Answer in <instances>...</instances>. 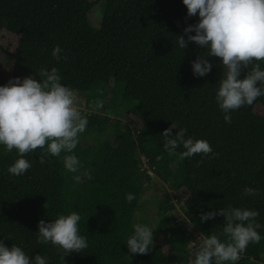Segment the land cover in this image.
Returning a JSON list of instances; mask_svg holds the SVG:
<instances>
[{"label":"trees","instance_id":"1","mask_svg":"<svg viewBox=\"0 0 264 264\" xmlns=\"http://www.w3.org/2000/svg\"><path fill=\"white\" fill-rule=\"evenodd\" d=\"M97 2L104 8L94 27L89 14ZM198 19L187 16L182 0H0V53L10 62L4 83L39 79L40 69L55 67L61 82L78 93L77 106L88 120L72 153L41 164L37 149L26 155L32 167L23 176L8 172L18 158L15 150H0V240L6 246L19 245L30 257L40 253L49 264H192L200 242L197 237L189 245L192 235L220 234L225 222L221 215L202 222V213L228 206L256 209L264 225V115L256 111L264 108V96L225 122L215 101L220 58L207 57L212 71L194 76L191 62L205 50L189 42L183 51L176 42ZM6 32L20 36L15 50L3 46ZM56 45L62 49L59 60L52 55ZM248 71L242 69L240 78ZM85 103L93 109L84 110ZM127 111L136 117L137 130L119 116ZM172 122L187 129V136L207 140L217 155L181 160L182 147L169 155L160 134ZM90 136L94 141L85 143ZM65 155L78 156L92 178L76 184L64 168ZM149 170L170 193L157 220L168 248L153 239L151 252L132 254L126 241L152 180ZM249 186L258 195L244 196ZM128 193L135 195L131 203ZM179 206L186 220L178 225ZM72 211L81 215L88 248L62 258L56 247L38 243V222ZM258 231L264 236V227ZM238 264H264V239L250 244Z\"/></svg>","mask_w":264,"mask_h":264},{"label":"clouds","instance_id":"2","mask_svg":"<svg viewBox=\"0 0 264 264\" xmlns=\"http://www.w3.org/2000/svg\"><path fill=\"white\" fill-rule=\"evenodd\" d=\"M182 3L188 17L198 16L199 19L184 28L185 35L176 36L177 45L184 51L189 42H194L205 50L191 62L193 75L197 77L212 71L213 65L207 57L220 58L223 75L215 101L225 122L230 124L232 112L264 96V0H182ZM61 53L59 45L52 50L57 60ZM244 68L249 71L240 78ZM35 77H14L0 85V150L17 153L18 158L8 168L13 176L26 174L32 164L25 157L37 149L42 153L41 164L49 156L72 153L88 123L77 106L76 93L61 82L57 68L50 71L42 68L39 79ZM173 129L177 130L174 135ZM186 133L187 129L172 122L160 134L164 150L172 155L182 147L181 160L195 155H217L207 140ZM63 164L67 172L74 174L76 184L92 178L91 171L83 167L76 155H65ZM258 193V188L249 186L242 194L247 197ZM134 199V194H126L128 203ZM217 215L225 218L221 233L200 234L199 245L192 252V264H238L250 244H259L264 239L258 231L264 227L257 221L258 210L228 206L202 213L200 220H212ZM80 221L77 211L61 214L50 221L40 220L36 232L38 243L56 247L63 252L62 258L69 253L85 251L88 239L80 232ZM133 229L126 241L129 252H151L155 228L134 223ZM0 264H49V258L40 253L30 257L21 246L8 247L0 240Z\"/></svg>","mask_w":264,"mask_h":264},{"label":"rangeland","instance_id":"3","mask_svg":"<svg viewBox=\"0 0 264 264\" xmlns=\"http://www.w3.org/2000/svg\"><path fill=\"white\" fill-rule=\"evenodd\" d=\"M103 8H104V3L97 2L89 14L90 20L92 21L94 27L100 26L103 16L102 14ZM19 38H20L19 35L6 32L2 38V44L5 48H8L10 50H15L16 47L18 46ZM9 67H10L9 60L2 53H0V85L5 84L4 83L6 81L5 79L7 75H9L10 73ZM74 92L76 93L77 97L80 98L78 96V93L76 91ZM115 105L120 106L119 109H121L122 108L121 106H123V105H118L117 102H115ZM91 108H92L91 105L85 103L84 110H89ZM256 111L264 115V108L262 106L256 107ZM119 116L123 118L125 122L129 123L135 130H137L138 121L136 117L132 114V111H127L125 114L120 113ZM93 141L94 138L90 136L84 142L88 143ZM151 176H152V180L144 188V191L140 196L139 206L135 213V223L147 224L154 227L155 229L153 230V239L155 241H158L159 243L164 244L165 249H167L168 245L165 237L157 230V220L159 218L161 201L167 198V193L170 196V193L168 191V187L166 186V184L158 174L151 172ZM182 213H183V208L179 206L176 211V215L178 218L177 219L178 225L180 224L182 219L186 220L185 214ZM195 234L196 235H192V237L190 238L189 245H193L197 237L199 239L200 232L196 231Z\"/></svg>","mask_w":264,"mask_h":264},{"label":"built area","instance_id":"4","mask_svg":"<svg viewBox=\"0 0 264 264\" xmlns=\"http://www.w3.org/2000/svg\"><path fill=\"white\" fill-rule=\"evenodd\" d=\"M148 172L151 174V172H153V171L152 170H149Z\"/></svg>","mask_w":264,"mask_h":264}]
</instances>
